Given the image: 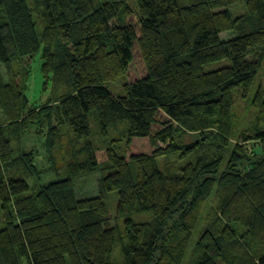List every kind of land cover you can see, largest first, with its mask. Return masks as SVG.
I'll return each instance as SVG.
<instances>
[{
	"label": "trees",
	"instance_id": "trees-1",
	"mask_svg": "<svg viewBox=\"0 0 264 264\" xmlns=\"http://www.w3.org/2000/svg\"><path fill=\"white\" fill-rule=\"evenodd\" d=\"M240 1L242 18L228 8L235 0H0V264H182L210 197L221 213L212 210L190 264H264L259 233L240 241L229 225L239 222L232 212H244L243 226L264 229L262 89L251 128L238 137L254 151L248 157L237 146L238 162L220 171L233 134L232 94L251 87L264 61V0ZM38 55L59 92L57 103L36 111L47 122L49 157L60 127L85 154L68 158L66 179L30 193L35 157L13 145L39 119L28 116L22 74L11 66L24 74ZM118 79L121 94L108 87ZM91 123L101 136L118 124L124 134L93 146ZM188 133L205 134L187 146ZM202 149L176 173L157 165ZM96 172L98 195L79 199L74 179Z\"/></svg>",
	"mask_w": 264,
	"mask_h": 264
},
{
	"label": "rangeland",
	"instance_id": "rangeland-1",
	"mask_svg": "<svg viewBox=\"0 0 264 264\" xmlns=\"http://www.w3.org/2000/svg\"><path fill=\"white\" fill-rule=\"evenodd\" d=\"M234 5L229 6L234 17H244V9L240 0H235ZM231 37L230 33L222 35V39L226 40ZM225 65H228L227 61L220 63L211 64L206 67L207 70H213L221 68ZM13 71L17 74H22L21 79L24 81L25 85V95L28 100V116L39 119V122L29 126V130L26 131L19 141V143H14L13 149L15 152H20L21 150L31 153L34 158V164L36 167L37 174L34 179L29 180L30 184V193H35L39 190V186L47 185L48 183L60 181L66 179L65 177V165L66 161L73 154L75 156L82 157L85 154L84 148L85 145L82 142H76L72 136V133L65 127H60L61 138L60 144L56 143L52 149V157H49L48 151L46 149V139L48 136V126L45 122L44 117L38 118L36 111L44 105H54L56 98L58 97L59 92L54 91V88L46 83L45 74L42 71V60L40 55L35 57L31 63L28 65V69L24 74L22 69L15 65L11 66ZM27 68V67H26ZM24 69V68H23ZM2 77L5 79L3 72H1ZM122 80L118 79L115 82L111 83L108 87L113 92H118L121 94L122 89ZM258 89L264 91V61L262 62L259 70L257 71V76L251 85V87L246 90L239 88L235 90L232 94L233 98V134L232 138L229 141V145L226 147V154L223 156V163L221 164V170L223 171L230 162H238L237 155V146L242 147L243 153L248 157L251 156V151H254V146L250 145V142L243 143L241 140L238 141L240 133L247 131L251 128L253 123V109H252V99ZM0 124L5 125L6 119L0 113ZM91 141L93 146H107L110 141L113 139L120 140L124 134V125L118 124L108 129V134L106 136H101L98 132L97 127L94 123H91ZM205 133H188L183 137V142L185 145L190 146L197 144L201 141L202 136ZM218 146L223 147L221 139H218ZM261 151L264 152V143L259 144ZM236 146V147H235ZM201 148V147H200ZM252 151V152H253ZM82 152V154H80ZM205 151H201L191 155V157L180 160L176 157L168 156L166 158L159 159L157 165L159 168L169 170L172 173H176L179 168H186L188 165L195 163V160L201 156ZM261 153V152H260ZM81 155V156H80ZM77 157V158H79ZM53 160V163L50 161ZM64 166V167H63ZM100 174L98 172L92 173L89 175L78 176L74 179L76 194L79 199H86L98 195V179ZM218 200H215V197H210L204 201L199 207V220L197 221L196 229L194 230L192 237H190L189 244L187 247V255L185 256L182 264H190L192 261V252L195 247V243L198 240L200 234L205 228V223H208L210 214L213 211L216 214H220V208L218 207ZM116 199L111 196L109 198V212L112 224H115L116 219ZM218 211H215L217 210ZM230 214V213H229ZM235 217L239 222L231 221L229 223L230 228L233 230L234 237L237 240H243L241 235L247 233L248 230H254L261 236L264 240V229H247L243 226L239 217L246 218L248 215L246 213H240L239 215L234 212L231 213V218ZM226 226H228L226 224ZM4 221L2 213L0 210V230L4 229ZM169 232V233H168ZM235 232V233H234ZM172 239L178 241L180 236L173 231H167L166 233ZM252 237V236H249ZM114 257L118 259L117 251H114Z\"/></svg>",
	"mask_w": 264,
	"mask_h": 264
}]
</instances>
